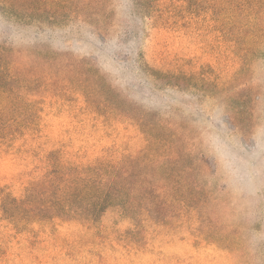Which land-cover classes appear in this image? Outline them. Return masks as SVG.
<instances>
[{
	"label": "trees",
	"instance_id": "trees-1",
	"mask_svg": "<svg viewBox=\"0 0 264 264\" xmlns=\"http://www.w3.org/2000/svg\"><path fill=\"white\" fill-rule=\"evenodd\" d=\"M0 17L23 30L36 27L59 32L79 24L95 35L99 44L112 40L117 47L132 40L127 34L129 26L142 28L135 34L140 37V47L142 39L154 31L195 32L208 46L207 61L215 58L238 65L232 75L237 80L246 79L250 73L244 68L264 56V0H0ZM43 45L17 46L8 39L0 40V150L31 162L10 177L0 175V264H17L21 252L32 256L37 248L34 244L40 241L45 252L42 258L53 264L56 255L80 258L83 251L109 264L112 257L102 254L104 248L127 255L147 245L142 231L145 215L172 220L176 214L167 183L169 167L149 181V199H160L161 211L146 200L139 173L140 151L131 153L117 143L97 150L75 148L70 145L74 135L70 131L62 134L65 138L55 147L43 150L40 139L46 134L42 117L34 110V98L39 94L51 93L75 107V92L80 91L84 104L78 109L107 127L116 128L115 121L136 116L123 109L116 94V77L99 62L77 56L71 49L56 46L50 51ZM218 49L223 57H212L211 51L216 55ZM144 53L142 48L136 51V68L143 76L152 74L156 85L170 76L175 80L169 85L192 84L200 74L181 68L174 73L161 71ZM175 58L161 57L157 62ZM184 60L191 65L199 63L198 56ZM208 64L211 61L201 67ZM244 86L236 88L241 92L239 99L249 92ZM235 96L229 94L234 103ZM135 118L146 125L144 115ZM152 151L157 152L156 148ZM111 212L130 218L132 226L125 230L103 227ZM73 222L81 223L87 233L63 235L59 227ZM226 232H220L221 243L228 242ZM43 233L52 235L53 244L45 243Z\"/></svg>",
	"mask_w": 264,
	"mask_h": 264
},
{
	"label": "rangeland",
	"instance_id": "rangeland-1",
	"mask_svg": "<svg viewBox=\"0 0 264 264\" xmlns=\"http://www.w3.org/2000/svg\"><path fill=\"white\" fill-rule=\"evenodd\" d=\"M66 28L59 32L36 27L23 30L0 17V40L8 39L17 46L44 44L50 51L56 46L67 48L97 65L99 62L116 77V94L123 109L135 117L144 115L146 127L135 117L115 121L116 128L104 126L87 111L78 109L84 104L80 91L75 92V107L45 92L34 98V110L42 117L46 134L40 139L41 147L52 149L70 131L74 133L70 145L75 148L97 150L117 143L131 153L138 150L146 200L151 197L152 175L159 176L169 167L168 189H172L177 209L172 220L145 215L142 231L147 245L141 251L125 255L104 248L102 254L112 257L109 264H264V56L244 68L250 73L246 79L237 80L232 75L239 67L232 61L211 58L209 67H201L208 62V46L195 32L182 30L188 36L181 31H154L151 37L142 39L140 47V37L135 34L142 28L129 26L127 34L132 40L117 47L112 40L99 44L97 37L82 25ZM122 47L124 50L119 52ZM141 48L147 61L156 62L161 71L174 73L181 68L200 74L192 84L169 85L175 80L170 76V80L156 85L151 73L143 76L136 68V51ZM114 49L118 52L114 53ZM214 52L210 53L212 57L222 53L219 49L216 55ZM193 56L199 57V63L191 65L184 60ZM161 57L176 58L158 63ZM244 83L249 92L239 99L241 92L236 88ZM230 93L236 95L235 103ZM153 148L157 150L155 154ZM30 163V158L20 159L0 150L3 177L25 170ZM150 205L164 209L160 199L150 200ZM129 226L130 218L113 212L103 220L105 228L125 230ZM59 229L71 237L87 233L79 222ZM224 229L231 248L227 241L221 243L224 240L220 232ZM42 238L45 243L54 242L49 233H43ZM40 242L34 244L37 248L32 256L21 252L17 264H53L42 258L45 252ZM55 260L54 264H104L98 256L85 251L80 258L65 253L56 255Z\"/></svg>",
	"mask_w": 264,
	"mask_h": 264
}]
</instances>
